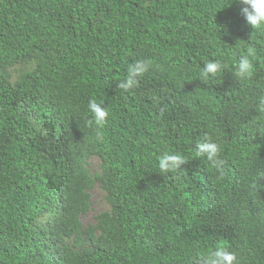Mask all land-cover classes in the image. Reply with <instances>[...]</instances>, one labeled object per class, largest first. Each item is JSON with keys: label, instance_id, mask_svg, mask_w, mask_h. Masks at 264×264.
I'll use <instances>...</instances> for the list:
<instances>
[{"label": "trees", "instance_id": "trees-1", "mask_svg": "<svg viewBox=\"0 0 264 264\" xmlns=\"http://www.w3.org/2000/svg\"><path fill=\"white\" fill-rule=\"evenodd\" d=\"M244 7L0 0V264H192L219 245L264 264V31ZM139 61L149 72L120 91ZM209 62L226 67L205 84ZM22 64L32 69L12 84ZM93 99L109 112L102 130L86 124ZM205 136L221 146L223 180L197 156ZM164 154L188 164L162 174ZM97 184L111 210L85 228Z\"/></svg>", "mask_w": 264, "mask_h": 264}, {"label": "clouds", "instance_id": "clouds-1", "mask_svg": "<svg viewBox=\"0 0 264 264\" xmlns=\"http://www.w3.org/2000/svg\"><path fill=\"white\" fill-rule=\"evenodd\" d=\"M238 3L244 5L241 15L246 18L247 24L255 31H264V0H238ZM256 56V49L249 47L246 55H242L236 64L235 76L241 81L252 78L254 66L250 57ZM151 61H139L129 66L126 79L119 84V90L122 92H131L140 86V79L143 78L150 70ZM226 66L219 62H209L205 65L201 72L202 83L207 84L211 79H215L224 70ZM89 110L92 118L86 121L87 127L92 129H104L108 124L109 112L104 109L93 99L89 104ZM258 111L264 114V100L260 101ZM165 109H161L160 115L163 117ZM96 138L99 142H104V134L97 131ZM197 156L206 157L207 163L212 169L219 174V179L226 177L225 165L226 161L220 159L221 146L214 143L211 137L205 136L197 143ZM188 160L179 154H164L159 158V170L162 174H175L179 172ZM192 264H238L237 257L231 253L226 246L219 245L215 251L207 255L194 257Z\"/></svg>", "mask_w": 264, "mask_h": 264}, {"label": "rangeland", "instance_id": "rangeland-1", "mask_svg": "<svg viewBox=\"0 0 264 264\" xmlns=\"http://www.w3.org/2000/svg\"><path fill=\"white\" fill-rule=\"evenodd\" d=\"M31 69L32 66L29 67L26 64H22L15 67L10 71V76H11L10 82L14 84L21 78L23 73ZM90 164L92 170L95 171L98 168L99 160L94 158L90 161ZM91 203L92 206L90 212L81 218V221L85 228H88L90 226H95L97 224L96 217L99 216L100 214L110 212L111 210L106 200V193L99 184H97L94 187V189L91 191Z\"/></svg>", "mask_w": 264, "mask_h": 264}]
</instances>
